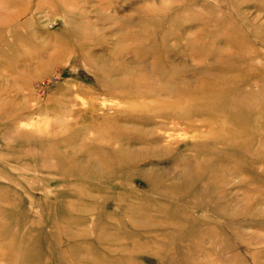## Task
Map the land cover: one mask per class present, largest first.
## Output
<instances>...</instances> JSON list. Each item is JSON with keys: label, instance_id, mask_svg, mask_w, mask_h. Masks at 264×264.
Returning a JSON list of instances; mask_svg holds the SVG:
<instances>
[{"label": "rangeland", "instance_id": "1", "mask_svg": "<svg viewBox=\"0 0 264 264\" xmlns=\"http://www.w3.org/2000/svg\"><path fill=\"white\" fill-rule=\"evenodd\" d=\"M0 264H264V0H0Z\"/></svg>", "mask_w": 264, "mask_h": 264}, {"label": "bare ground", "instance_id": "2", "mask_svg": "<svg viewBox=\"0 0 264 264\" xmlns=\"http://www.w3.org/2000/svg\"><path fill=\"white\" fill-rule=\"evenodd\" d=\"M193 18L195 19V20H198L199 22H200V24L201 25H203V27H206L209 23H207L208 21L207 20H204V19H202L203 18V15H196V16H193ZM252 18V17H251ZM254 19V18H253ZM241 23H242V25H244L245 27H247V22L244 20H242L241 21ZM260 23V22H259ZM256 24V23H255ZM202 27V28H203ZM251 27V26H250ZM250 27H248L247 29H245L244 28V30H243V32L241 31V32H238L237 31V29H236V27L233 25V28L231 27V29H229L228 30V36L230 37V39H229V42L230 43H235V42H237V41H250V40H253L252 41V46L254 45V46H256V45H260L261 44V39H259V35L257 36L256 34L254 35V32H253V30L252 29H250ZM260 29V28H259ZM262 29V28H261ZM257 31H259L260 32V30H257ZM258 32V33H259ZM257 33V32H256ZM76 37V36H75ZM253 46V48H255ZM231 55L233 56V57H236V56H238L239 54H238V52L237 51H235V53H231ZM245 55H247V53L245 54ZM231 58L232 60L233 59H235V58ZM246 58H248V56L246 57ZM250 63H253V61H251L250 60ZM243 67L245 68V66L243 65ZM234 67H232L231 68V73L230 74H233L234 72H240V66H238V67H236L235 68V70L233 69ZM234 70V71H233ZM236 78H232V80H235ZM223 81V83H224V85H227L228 83H230V84H233V82L232 81H228V80H222ZM256 81V79H254L253 81H252V83H254ZM213 82V81H212ZM235 82V81H234ZM214 84V85H213ZM211 83V87H212V89H214L213 91H215V89H219V90H223V89H225V87L224 86H222V85H220L221 83ZM171 86V80L170 79H168L167 80V86ZM204 87V84H199V86L197 87V88H195V91L196 92H198V93H201V91H202V88ZM65 225H67V224H65ZM64 225V226H65ZM57 227V226H56ZM65 228H66V226L64 227V228H62V227H60V228H56L55 229V227H53L52 229V231L53 232H51L49 235H48V237H56V238H58L59 240L60 239H62L63 240V242H64V244L66 243V245H68V244H70V239H71V237H70V235H69V233L65 230ZM57 230V231H56ZM67 230H68V228H67ZM61 237V238H59V236ZM33 255H34V258H39V257H37V255L36 254H34L33 253ZM70 257V255H68V258ZM71 259V261H73L72 260V258H70Z\"/></svg>", "mask_w": 264, "mask_h": 264}]
</instances>
